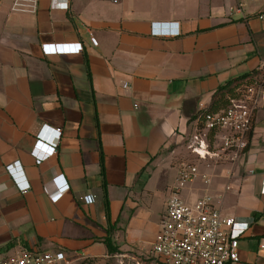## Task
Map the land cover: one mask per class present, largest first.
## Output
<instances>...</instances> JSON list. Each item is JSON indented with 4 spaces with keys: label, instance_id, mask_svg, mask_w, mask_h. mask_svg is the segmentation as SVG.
Returning <instances> with one entry per match:
<instances>
[{
    "label": "crops",
    "instance_id": "crops-1",
    "mask_svg": "<svg viewBox=\"0 0 264 264\" xmlns=\"http://www.w3.org/2000/svg\"><path fill=\"white\" fill-rule=\"evenodd\" d=\"M12 2L0 0V253L109 258L111 224L117 255L144 264L181 164L197 159L209 182L182 196L211 194L224 214L250 221L236 264H264V96L237 160L189 151L170 162L217 89L264 67V0H70L66 10L41 0L36 13ZM236 3L244 15L230 13ZM46 44L81 48L45 53ZM44 125L61 130L57 146L38 143ZM15 163L26 192L9 177Z\"/></svg>",
    "mask_w": 264,
    "mask_h": 264
},
{
    "label": "built area",
    "instance_id": "built-area-1",
    "mask_svg": "<svg viewBox=\"0 0 264 264\" xmlns=\"http://www.w3.org/2000/svg\"><path fill=\"white\" fill-rule=\"evenodd\" d=\"M54 9H69L70 0H50ZM41 0H13V12L36 13ZM118 2V0H115ZM230 13L244 15L243 4L229 7ZM91 43L98 45L95 37ZM80 44H46L45 53L78 52ZM264 96V80L241 90L231 97L226 109L219 112H203L194 133L187 140V149L200 160L218 162L235 161L246 150L252 131L254 116ZM61 130L44 125L38 133V143L48 140L58 145ZM43 143V144H44ZM47 145V144H46ZM49 145V144H48ZM37 149L35 154H37ZM43 158L44 155H37ZM41 162V160H37ZM7 167L10 179L22 191L30 185L20 183ZM12 172V174H11ZM198 175L196 164L183 162L179 168L177 184L170 188L166 211L155 236L150 256L144 264H236L240 260V239L250 227V221L226 215L215 205V197L205 193L194 202H188L181 193L183 185ZM208 183V177L204 176ZM264 183V181H263ZM264 193V185L262 188ZM87 200V197H85ZM88 201V200H87ZM260 248L264 250V240ZM118 264H126V255H115ZM74 257L63 251L22 248L10 256L0 258V264H74Z\"/></svg>",
    "mask_w": 264,
    "mask_h": 264
},
{
    "label": "trees",
    "instance_id": "trees-1",
    "mask_svg": "<svg viewBox=\"0 0 264 264\" xmlns=\"http://www.w3.org/2000/svg\"><path fill=\"white\" fill-rule=\"evenodd\" d=\"M264 80V67L255 69L247 74L234 77L227 81L224 85L220 86L219 89L214 94L213 101L208 109L205 112H219L226 109L229 105L230 98L236 97L240 94L241 90L251 86L255 81L261 82ZM255 118V116H254ZM254 123V121H253ZM251 133V132H250ZM103 176L104 171H103ZM105 178V177H103ZM103 189L105 193V205L107 216H110L109 200L107 193V184L105 179L103 180ZM114 226L109 224L108 235L103 239L104 244L106 245L110 257L115 256L120 252L119 247L116 245L114 239L112 238V232L114 231ZM101 259L95 258H85L79 262V264H96Z\"/></svg>",
    "mask_w": 264,
    "mask_h": 264
},
{
    "label": "rangeland",
    "instance_id": "rangeland-1",
    "mask_svg": "<svg viewBox=\"0 0 264 264\" xmlns=\"http://www.w3.org/2000/svg\"><path fill=\"white\" fill-rule=\"evenodd\" d=\"M190 153H189V150H187L186 148H184V149H182V151H181V153H178V155L177 154H175V157L174 158H172L171 159V163L173 164V165H175V164H178L180 161H181V159H180V157H183V156H188ZM196 163H198V175H197V177L195 178V180H194V182H186V185H185V187L184 188H182V195H187L188 194V187L190 186V185H193V184H198V185H203V186H205L206 184V182L204 181L205 180V178H204V168L206 167L205 165H204V163H202L201 161H199V160H197L196 159ZM213 162V161H212ZM176 172L175 171H172V173H171V175H170V178H169V181H170V183L171 184H173L174 182H175V179H176ZM207 177H209V176H207ZM213 180H219L218 178H214ZM221 181L223 180V179H220ZM160 201H161V199H158L157 200V202H158V204L160 205ZM158 205V206H159ZM15 253V250H14V247H12V248H9V249H5L4 251H2L1 253H0V258H4V257H6V256H10V255H12V254H14ZM140 258L142 259V260H144V259H146V257L145 256H140ZM118 258H116V256H113V257H109V258H105V259H101V260H99V262H97L96 264H118ZM75 264V263H74ZM127 264H128V262H127Z\"/></svg>",
    "mask_w": 264,
    "mask_h": 264
}]
</instances>
